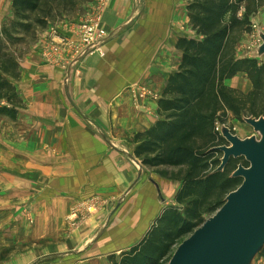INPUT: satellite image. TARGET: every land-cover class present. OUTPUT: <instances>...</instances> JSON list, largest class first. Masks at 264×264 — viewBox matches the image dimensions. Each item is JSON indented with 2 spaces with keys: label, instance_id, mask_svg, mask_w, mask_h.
Masks as SVG:
<instances>
[{
  "label": "crops",
  "instance_id": "0c3cea01",
  "mask_svg": "<svg viewBox=\"0 0 264 264\" xmlns=\"http://www.w3.org/2000/svg\"><path fill=\"white\" fill-rule=\"evenodd\" d=\"M192 1L111 0L103 11L104 26L113 34L104 56L90 55L72 69L52 66L45 63L39 44L19 61L17 93L28 111L19 114L22 140L11 145L0 139V202L5 204L0 218L18 221V229L27 228L38 242L71 235L70 242L43 252L87 258L75 264H110L93 257L103 251L101 245L122 252L144 241L155 226L161 205L136 152L140 136L158 123L153 113L158 116L159 101L141 100L138 109L134 87L139 80L166 91L180 73V25L189 24ZM0 6L2 27L13 1L2 0ZM76 21L50 25L57 35L74 37ZM237 77L248 80L246 73ZM147 106L151 114L137 111ZM96 196L110 201V209L66 235L74 207ZM121 201L114 213L113 205ZM105 228V239L91 244ZM16 237L22 238L20 233ZM59 261L53 264H65Z\"/></svg>",
  "mask_w": 264,
  "mask_h": 264
},
{
  "label": "rangeland",
  "instance_id": "374dc122",
  "mask_svg": "<svg viewBox=\"0 0 264 264\" xmlns=\"http://www.w3.org/2000/svg\"><path fill=\"white\" fill-rule=\"evenodd\" d=\"M1 1L2 0H0V2ZM110 1L111 0H60L55 3H49L47 0H41L39 9L32 11L30 6L28 9H26L27 12L19 13L21 16L24 15V18H20V15H17L16 9L14 7L10 9L9 19L2 27L0 26V55L10 54L15 60L17 69L14 73L16 74L15 76L4 75V78L11 86V92L0 88V139L8 140V142L12 145L20 142V140L23 138V134L25 133L18 125L20 124L19 121H22L19 120V114L22 115V113L26 112L27 110L26 105L24 102H21L22 100L17 93L16 82L18 78L17 74L19 71V61H21L24 56L29 55L32 52V47H37L40 44L42 49L41 56L44 57L46 64L52 66L61 65L62 67L72 69V67L76 66L79 61H82L90 55L87 54L83 58L80 57V59H77L76 56L74 57V55L66 48L60 49L57 47L52 41L56 40L58 36L54 33V31H52V28L60 25L61 22L67 23L72 20H77L76 23H73L76 25L79 24V21L85 18H92V20L94 19L98 21L100 26L106 31L107 36L104 38L105 41L102 44V47L99 49L100 51L93 53L104 56L106 51L105 49L113 36V34L105 28L103 23V11L105 8L109 7L111 3ZM193 2L195 1L190 3ZM238 5L239 7L236 12V17L241 21L242 24L234 27V29L231 31L230 38L227 42L228 44L223 51L221 60L223 63H225V67L227 64L233 62V60L236 61L245 59L255 60L260 66H264V0H242L240 3H238ZM2 11L3 10L1 9L0 12ZM183 15L181 14L182 17ZM1 18L2 17L0 13V19ZM42 18H47V22H45L44 26L37 23V20ZM18 22L23 23L24 26L27 24L30 26L29 28H24L23 26L20 27L21 24H18ZM50 24H54L55 26ZM180 26V33H183L182 35H184L183 39L200 40L204 38L200 33H198V29L194 30L195 25L191 22V20L189 24ZM4 29L9 31V35L4 34ZM44 41L45 43H40ZM46 49L51 51L52 54H50L48 51L45 52ZM180 50L183 52V49ZM63 60L68 61V65H64ZM69 69H67V71ZM237 78H234V80L231 81V84H229L230 82L228 83V80H226V87L237 93L236 96L240 101H242L243 105L245 104V107L250 108L254 101L257 107H254V111L252 112L247 111V115H243L241 119L237 118L234 111L229 110L227 111L226 117L224 116L222 120H218V122H216L215 133L224 139V143H221L217 148H212L211 150L212 152L215 151L220 153L218 158L220 159L221 164L220 167H218L214 172H226L225 176L229 178H234V175L239 168L242 167L249 169L251 167L250 163L247 162L245 157L232 158V160H230L227 165H222L225 154L221 149L223 147H231V144L227 141V138L225 139L223 135V130L226 129L228 133L243 142L255 141L260 143L263 138L262 134L252 126V123L259 120L264 121V90L261 91L262 96L258 95L257 98H253V100L252 98H247L248 95L254 91V84L249 78H247L248 80H246V77H244L243 80H240V77ZM134 88L136 89L137 93L136 107L138 109L140 107L139 103L141 100L149 101L142 96L141 91L143 89L157 94L159 100H155L156 102H160L165 93V89H163L164 87L161 85L156 86L155 83L141 82L139 80H137V82L135 81ZM240 94L242 95V99H240ZM215 107H217V105H215ZM137 111L150 112V114L152 113V110L149 107L146 110L143 109ZM221 112L224 113V111ZM153 116L156 117V121L158 122L166 119L159 115V112L158 116L156 112L153 113ZM140 139H142V143L147 138L142 137ZM197 143L201 149L208 150V148L206 149L202 147L203 141L200 139L197 140ZM136 159L138 166H140V169L144 171V174L141 172L144 177L147 176L148 178H152L151 185L155 187L153 188V195L156 194V197L158 196V201L161 205L162 211H160L156 218V223H154L155 226L152 227L148 232V235L145 236L144 241L137 245H132L127 249H123V251L119 253L117 251L113 252V249H106L103 245H101L100 247L103 251L99 252L100 255L94 253L95 255H93V257L97 256L96 258H107L110 261V264H122L124 259L133 254L135 249L141 247L142 244L147 242L153 233L156 234V236L159 235V228L162 226L160 221H164L165 219H168V217L172 219L174 217L180 216L186 219L188 211H190L188 213L191 215H199L197 223H193L194 227L191 234L184 236L175 235V242L172 244V246H170L166 255L161 257L152 255L154 256L152 260H154L156 257L159 259H157L156 262H153L150 257L149 259L147 258L144 263H142L169 264L178 248L187 239H189L195 231H197L199 228H202L206 221L216 215V213L226 203L228 196L241 187L244 179L237 178L240 179V183H237L235 186H233L231 189L232 192L230 193H224V190H222L223 187H221L220 184L219 187L215 190H212V192L206 193L204 190H202L199 196L196 198L197 200L195 203H192L191 201L181 203L178 199L188 179V166L155 167L150 166L149 164L145 165V163H143V158ZM2 194L3 191L0 188V196ZM110 204V201L101 199L99 196L90 198L87 201L85 200V202L78 204L76 207H74L68 217L67 222H69V230L65 231L66 235L70 234L71 230L75 231L81 228L89 221L90 218L99 213L100 210H103L108 206L110 209ZM117 204L118 203H115L113 205V208L115 209L114 213L119 212L122 201L118 205ZM4 205L5 204L0 202V207ZM112 224L113 222L108 223V226ZM106 228L91 244L105 239ZM17 233H20L22 238H17ZM70 237L69 235L64 236V239L60 238V241L58 242L56 241L57 239H41L38 242L37 239L33 238L32 232L27 230V228L24 229V232H22L21 229H18V221L8 223L7 219L4 220L1 217L0 264H53L54 260H60L59 262H63L65 264H75L86 257L82 258L80 254L76 255L74 252H69L62 255H51L43 252L44 249H49V247L55 248L59 242L61 244L70 242V240H72V237ZM33 251L35 254L32 253ZM145 254L150 253L146 251ZM90 256L91 255L89 254V258L91 259ZM27 258L29 259L27 260ZM85 260H87V258ZM248 264H264V244L253 254Z\"/></svg>",
  "mask_w": 264,
  "mask_h": 264
},
{
  "label": "trees",
  "instance_id": "16d2710c",
  "mask_svg": "<svg viewBox=\"0 0 264 264\" xmlns=\"http://www.w3.org/2000/svg\"><path fill=\"white\" fill-rule=\"evenodd\" d=\"M40 1L13 0V7L17 15H20V12H27L26 9L30 6L32 11L39 9ZM47 1L55 3L60 0ZM241 1L195 0L190 5L194 30L198 29V33L204 38L180 40V49L184 52L180 73L170 79L164 97L159 102V115L166 119L159 121L151 131L140 136L147 139L141 143L136 155L144 159L145 165L189 167L186 185L178 199L181 203H195L202 190L206 193L212 192L220 184L224 193H230L232 187L240 183V179L226 177V172H214L221 164L218 158L220 153L211 150L224 143V139L215 133V127L218 120L227 116V111H234L237 118L241 119L243 115H247V111L252 112L257 107L255 101L250 108L245 107L236 96L237 93L226 87V80L240 72L246 73L254 84V91L247 97L252 100L258 95L262 96L261 91L264 90V66H260L257 61L233 60L225 67L221 60L231 31L242 24L236 17L238 3ZM23 16L20 15V18ZM46 20L47 18H42L37 23L44 26ZM18 24L24 28L30 26L19 22ZM4 30V34L9 35V31ZM16 69L17 65L10 54L0 55V88L11 92V86L4 75L15 76ZM240 96L242 99L241 94ZM198 139L203 141L202 147L208 150L198 146ZM188 212L186 219L180 216L160 221L162 226L159 228V235L153 233L122 264H142L147 258L151 257L152 260L156 255H166L175 242V235L192 233L193 223H197L199 215ZM146 251L150 254H145ZM157 259L159 258L152 261L156 262Z\"/></svg>",
  "mask_w": 264,
  "mask_h": 264
},
{
  "label": "water",
  "instance_id": "95a60500",
  "mask_svg": "<svg viewBox=\"0 0 264 264\" xmlns=\"http://www.w3.org/2000/svg\"><path fill=\"white\" fill-rule=\"evenodd\" d=\"M252 126L262 134L260 143L243 142L223 130L231 147H223L222 165L245 157L249 169L239 168L234 178H243L224 206L176 251L169 264H248L264 244V121Z\"/></svg>",
  "mask_w": 264,
  "mask_h": 264
},
{
  "label": "built area",
  "instance_id": "2783aa9c",
  "mask_svg": "<svg viewBox=\"0 0 264 264\" xmlns=\"http://www.w3.org/2000/svg\"><path fill=\"white\" fill-rule=\"evenodd\" d=\"M74 37H63L57 35L58 38L52 42L56 44L57 47L66 48L69 50L74 57L77 59L84 57L85 55H92L96 51L99 52L102 44L104 43V38L107 36L106 31L100 26V23L92 18H85L79 21V24L75 26ZM101 43V44H100ZM49 50H45V52ZM141 94L144 98L151 100H159L158 95L143 89Z\"/></svg>",
  "mask_w": 264,
  "mask_h": 264
}]
</instances>
